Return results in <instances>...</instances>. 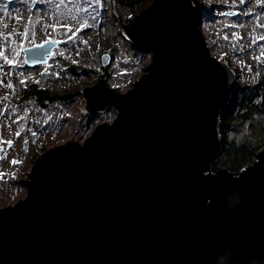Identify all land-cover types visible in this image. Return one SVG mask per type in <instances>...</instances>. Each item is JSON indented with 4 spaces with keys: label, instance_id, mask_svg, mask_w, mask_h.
Here are the masks:
<instances>
[{
    "label": "water",
    "instance_id": "water-1",
    "mask_svg": "<svg viewBox=\"0 0 264 264\" xmlns=\"http://www.w3.org/2000/svg\"><path fill=\"white\" fill-rule=\"evenodd\" d=\"M193 1L152 0L120 24L151 63L126 93L83 91L89 113L116 118L36 159L25 198L0 210V264H264V148L237 175L212 171L237 82ZM57 45L24 49L25 64Z\"/></svg>",
    "mask_w": 264,
    "mask_h": 264
},
{
    "label": "rangeland",
    "instance_id": "rangeland-1",
    "mask_svg": "<svg viewBox=\"0 0 264 264\" xmlns=\"http://www.w3.org/2000/svg\"><path fill=\"white\" fill-rule=\"evenodd\" d=\"M115 1L0 0V210L25 198L30 170L45 150L82 143L98 125L116 118L111 106L89 113L86 88L103 79L110 89L126 93L151 63V53L133 45L120 27L146 6L132 15ZM193 4L209 54L236 77L231 100L264 75V0ZM48 41L58 43L48 61L25 66L22 50ZM104 55L110 57L106 66ZM34 90L50 102L37 100ZM260 114L234 121L236 146L264 144Z\"/></svg>",
    "mask_w": 264,
    "mask_h": 264
},
{
    "label": "trees",
    "instance_id": "trees-1",
    "mask_svg": "<svg viewBox=\"0 0 264 264\" xmlns=\"http://www.w3.org/2000/svg\"><path fill=\"white\" fill-rule=\"evenodd\" d=\"M151 2L152 0H116L115 4L118 8L127 6L133 15L142 6H148ZM32 96L42 102H50L49 100H51L46 93L40 94L37 90H34ZM256 112L264 116V75L252 87L237 90L222 110L220 117L221 151L216 163L212 165L213 172L224 167L229 171L237 172L246 163H251L252 159H255L258 150L264 147V144L261 145L260 143L241 147L235 145V134L237 132L234 121L245 122L246 117L252 118L253 113Z\"/></svg>",
    "mask_w": 264,
    "mask_h": 264
},
{
    "label": "flooded vegetation",
    "instance_id": "flooded-vegetation-1",
    "mask_svg": "<svg viewBox=\"0 0 264 264\" xmlns=\"http://www.w3.org/2000/svg\"><path fill=\"white\" fill-rule=\"evenodd\" d=\"M31 47H33V46H31ZM30 48V47H29ZM25 49H27V48H25ZM24 50V49H23ZM23 50H22V54H23V59H24V53H23ZM53 52V51H52ZM52 55V54H51ZM50 55V56H51ZM50 56H48V58L50 57ZM47 61H48V59H47ZM24 64H25V59H24ZM25 66H27L26 64H25ZM38 66V65H37ZM28 67H31V66H28Z\"/></svg>",
    "mask_w": 264,
    "mask_h": 264
},
{
    "label": "snow or ice",
    "instance_id": "snow-or-ice-1",
    "mask_svg": "<svg viewBox=\"0 0 264 264\" xmlns=\"http://www.w3.org/2000/svg\"><path fill=\"white\" fill-rule=\"evenodd\" d=\"M241 2H243V0H241ZM53 27H55V26H53ZM77 31H79V29ZM17 135H19V133H17ZM33 135H35V133H33ZM8 143L10 144L11 142L9 141ZM12 163L15 164V163H17V161H12Z\"/></svg>",
    "mask_w": 264,
    "mask_h": 264
}]
</instances>
